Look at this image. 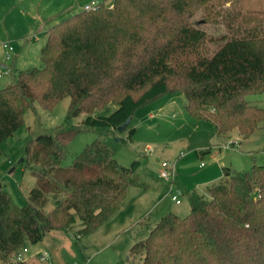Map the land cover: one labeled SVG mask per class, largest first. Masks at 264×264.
<instances>
[{"label":"trees","instance_id":"obj_1","mask_svg":"<svg viewBox=\"0 0 264 264\" xmlns=\"http://www.w3.org/2000/svg\"><path fill=\"white\" fill-rule=\"evenodd\" d=\"M94 4L51 24L38 54L41 65L18 70L0 86V143L21 126L31 101L50 110L64 97L70 99L68 115L83 112L82 124L91 126L117 127L138 107L174 92L184 94L188 115L211 123L216 135L235 129L245 138L264 126V108L247 99L264 91V0ZM215 22L226 32L209 50L210 37L200 24ZM109 104L114 107L108 114H93ZM79 130L59 127L27 142L26 163L41 166L33 172L36 186L28 203L17 205L0 189L4 264H29L17 253L46 231L74 224L78 234L93 231L118 209L128 186L142 184L138 162L120 165L101 139L67 167L59 166ZM222 172L207 195L190 193L186 216H161L129 256L139 255L141 264H264V164ZM46 193L54 200L49 210Z\"/></svg>","mask_w":264,"mask_h":264},{"label":"rangeland","instance_id":"obj_2","mask_svg":"<svg viewBox=\"0 0 264 264\" xmlns=\"http://www.w3.org/2000/svg\"><path fill=\"white\" fill-rule=\"evenodd\" d=\"M101 1L0 0V64L4 61L1 44L8 42L14 47L12 57L6 61L10 72L0 77V86L12 81L18 70L41 65L38 54L46 37L45 25L82 10L84 4ZM200 15L197 13L194 18L199 20ZM200 25L210 37L207 48L213 50L220 42L218 37L226 32L225 27L221 22ZM247 99L264 108V91ZM69 101V97H64L50 110L36 101L29 103L21 126L0 143V189L9 192L17 205L28 203L29 191L36 186L33 172L41 166L26 163L27 142L40 135H53L59 127L76 126L80 130L64 148L59 166L67 167L85 146L101 139L120 165L138 162L136 174L142 184L128 186L118 209L89 233L78 234L79 226L74 224L66 231H46L35 244L25 241L19 253L29 264H141L139 255L129 256V248L145 238L161 216L169 212L186 216L190 193L207 195L206 188L219 182L223 167L240 171L249 170L252 164H264V126L245 139L235 129L226 136H215L211 123L188 115L185 96L180 92L163 94L138 107L124 131L113 126L82 124L83 112L68 115ZM113 107L109 104L93 114L106 115ZM131 128L133 134H129ZM147 146L151 152H146ZM172 161L176 172L173 188L180 192L178 204L171 200L167 183L158 176ZM45 195L44 208L49 210L54 200L52 193ZM45 251L47 256L41 259Z\"/></svg>","mask_w":264,"mask_h":264},{"label":"built area","instance_id":"obj_3","mask_svg":"<svg viewBox=\"0 0 264 264\" xmlns=\"http://www.w3.org/2000/svg\"><path fill=\"white\" fill-rule=\"evenodd\" d=\"M96 8L95 4H84L83 5V9L84 10H93ZM1 47L4 51V59L8 60L11 56V54L13 53V46L8 43V42H3L1 44ZM9 72V69L7 68H2L0 69V77L6 75ZM231 143H236V141H230ZM146 152H151L152 148L150 146L146 147ZM183 153L180 152V155H182ZM202 164V163H201ZM175 162H169L167 163V165L165 167H163L160 171H159V177L162 178L166 183H167V194L170 195V198L172 201H174L176 204L180 203V199H179V192L178 191H174L173 188V183H174V178H175ZM43 256L41 257V259H45L47 256V252H43L42 253ZM16 259L21 260V254L18 252L16 255Z\"/></svg>","mask_w":264,"mask_h":264},{"label":"crops","instance_id":"obj_4","mask_svg":"<svg viewBox=\"0 0 264 264\" xmlns=\"http://www.w3.org/2000/svg\"><path fill=\"white\" fill-rule=\"evenodd\" d=\"M50 26V25H49ZM48 25H45V33H46V29L49 27ZM12 45V44H11ZM42 46V45H41ZM13 49H14V47H13ZM39 50H40V48H39ZM2 51H3V49H2ZM13 53H14V50H13ZM13 53L11 54V56H10V58L12 57V55H13ZM9 58V59H10ZM15 58V57H14ZM8 59V60H9ZM3 63H1L0 64V69H2V68H7V69H9V67L7 66V60H5L4 59V51H3ZM10 70V69H9ZM20 70H24V69H20ZM10 72V71H9ZM132 119V118H131ZM229 134V133H228ZM227 135V134H226ZM226 135H224V136H226ZM215 136H218V135H216V133H215ZM241 139H245L244 137H241ZM202 150H204V149H202ZM222 175V174H221ZM158 176H159V174H158ZM162 179V178H161ZM179 192V191H178ZM179 194H180V192H179ZM181 202V201H180Z\"/></svg>","mask_w":264,"mask_h":264},{"label":"water","instance_id":"obj_5","mask_svg":"<svg viewBox=\"0 0 264 264\" xmlns=\"http://www.w3.org/2000/svg\"><path fill=\"white\" fill-rule=\"evenodd\" d=\"M132 116H128L120 125L117 126L119 131H124L131 121Z\"/></svg>","mask_w":264,"mask_h":264}]
</instances>
